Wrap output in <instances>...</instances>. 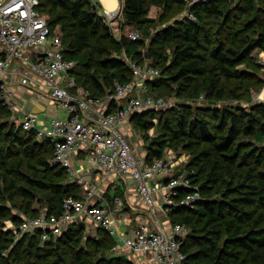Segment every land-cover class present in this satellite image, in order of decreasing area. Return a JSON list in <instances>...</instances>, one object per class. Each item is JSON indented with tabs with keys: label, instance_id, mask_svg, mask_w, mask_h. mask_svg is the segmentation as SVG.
<instances>
[{
	"label": "trees",
	"instance_id": "1",
	"mask_svg": "<svg viewBox=\"0 0 264 264\" xmlns=\"http://www.w3.org/2000/svg\"><path fill=\"white\" fill-rule=\"evenodd\" d=\"M244 1L246 6L241 10L249 14L250 19L240 30H228L234 47H227L226 42L211 47L209 32L204 30L207 17L225 19L219 31L227 26L232 28L237 20L229 14L230 4L227 0H200L191 6L194 18L155 37L157 44L173 41L172 58L159 48L150 50V57L158 67L165 64L172 81L187 87L183 91L193 84L197 91L200 85H205L208 99H222L224 92L218 88L220 80L214 78L216 74L226 80L247 81L253 72L239 69L238 65L261 67L252 52L256 48L264 52V14L259 5L264 0ZM146 3L147 0H123L125 22L129 25L151 23L153 19L147 17ZM47 5L51 6L53 15L49 22L52 32H56L55 27L60 24L65 58L76 64L73 75L78 85L90 91L93 99L106 98L107 90L115 81L133 80L131 67L117 53L125 50L128 58L144 64L143 53L126 39L111 37L100 4L94 0H44L40 11ZM248 30L256 34L251 38L240 34ZM104 40L115 48V55L106 54L108 50L100 43ZM92 46L94 50L84 52L86 47ZM99 68L106 72L92 73ZM199 79L203 82L198 85ZM151 83L150 79V95ZM185 110L191 116L190 110ZM165 113L161 112L160 125L165 142L185 143V148L192 151L191 163L197 168L191 175L192 181L204 197L194 208H177L168 215L170 223H183L190 228L183 247L188 254L187 263L264 264V103H255L249 109L239 107L219 115L215 113L219 121L216 126L200 114L193 119L187 115L176 119ZM0 115L8 117L9 113L0 106ZM156 115V110H148L133 116L131 122L148 130ZM15 125L6 132L0 125V264H133L127 257L114 254L117 242L108 231L97 228L96 235L87 234L84 222L70 224L59 236L45 242L40 229L18 239L12 231L3 230L6 219H12L19 226L26 218L36 217L40 209L37 203L45 204L40 205L50 214H60L66 197H82L77 193L80 186L69 180L66 170L52 164L53 144L49 140L38 141L34 132H25ZM241 135L252 138L250 146L255 150L242 151L238 143ZM165 148L162 142L149 147L147 160L163 157ZM23 168L33 175L22 174ZM41 172L44 173L42 178L39 177ZM13 174L25 176V185H20ZM41 191L49 195L39 197ZM6 192H9L7 196ZM115 195L129 206L122 191L117 189ZM17 198L22 200L21 204ZM192 246H196V250L191 251ZM3 252L8 254L2 255Z\"/></svg>",
	"mask_w": 264,
	"mask_h": 264
},
{
	"label": "built area",
	"instance_id": "2",
	"mask_svg": "<svg viewBox=\"0 0 264 264\" xmlns=\"http://www.w3.org/2000/svg\"><path fill=\"white\" fill-rule=\"evenodd\" d=\"M43 1L0 0V106L12 117L19 108L17 86L24 85L33 94L36 87L41 89L43 85L36 81L33 87L32 73L45 80L50 97L58 108L66 111V116H52L43 126L35 113H23L16 121H10L25 132H34L38 141L49 140L53 144L52 164L64 168L83 195L66 197L60 214H50L38 206L36 217L26 218L19 226L11 219L3 230L12 231L18 239L40 229L45 242L59 236L70 224L90 218L97 228L118 239L114 251L154 252L159 264H188L183 247L190 228L183 223H166L164 215L177 208H194L203 200L199 186L192 181L195 171L181 169L173 156L149 162L147 156L134 150L125 131L133 116L164 106L162 99L148 93V81L158 77L159 70L124 58L134 78L128 83L115 81L106 94L109 107L99 110L96 104L100 100L93 99L89 90L78 85L73 75L75 62L65 58L62 38L52 32L49 21L41 14ZM120 13L118 8L103 14L107 23H111ZM131 38L137 40L138 33H132ZM14 62L28 65L30 73L19 79L8 78ZM80 152L85 154L82 159ZM89 170L96 172L85 178ZM124 177L135 181L138 196L150 209L137 222L131 238H126L127 232L122 228L134 225L124 199L117 195L108 198L102 191L109 181L115 183ZM128 207L132 209L130 204Z\"/></svg>",
	"mask_w": 264,
	"mask_h": 264
},
{
	"label": "rangeland",
	"instance_id": "3",
	"mask_svg": "<svg viewBox=\"0 0 264 264\" xmlns=\"http://www.w3.org/2000/svg\"><path fill=\"white\" fill-rule=\"evenodd\" d=\"M200 1V0H147L146 8H147V17L153 19L151 23H141L140 25H129L125 22L124 17L122 16V8H123V0H121V13L116 16V18L111 22L108 23L109 25V32L111 37L117 40L126 39L127 43H131L136 46L138 51L143 53V57L141 60L144 61V64L153 65L158 69L160 75L152 80V92L151 95L157 99H162L164 102V106L156 110L157 115L155 118H152L153 126L150 127L148 130L137 127L133 122H130L129 129L127 131L134 150L139 154L147 156L148 149L151 146H157L159 142L165 144L164 150V157L173 156L176 163L181 167L183 170H197L195 166L192 165L191 160L193 157L192 151L188 148H185L184 144H179L172 142L171 145L165 142L164 135L161 133L160 125H161V112H166V116L171 118L178 119L180 116L187 115L189 116L190 113L185 110L188 108L191 112L190 118H194L197 114L204 116L208 120H210L213 126L219 124L217 115L225 112V111H234L239 107L249 109L255 103H264V52L258 48L254 49L252 55L255 56V60L257 63L261 65L260 68L248 67L245 64L238 65L237 68L239 69H249L253 72L250 80L244 79H232L226 80L221 75H215L214 78H218L220 80L218 88H221L224 92V97L222 99H216L207 97L206 87L205 85H200V89L197 91L195 90V84L188 87L187 91H183L184 87L187 88L184 84L173 82L171 76L168 74V71L165 69V64L163 67H158L156 63H154L153 59L150 57V50L153 48H159L163 54H166L169 59L172 58V51L174 48L173 41H168L164 44H157L155 41V37L157 34L164 32L169 28H175L176 26H180V24L184 21H187L189 18L192 19L193 14L191 13V6L193 3ZM210 0H203V2H208ZM230 4L232 10L229 14L237 20V23L232 25V28L228 29L225 27L221 31H219V26L225 23V19L220 18H213L207 17L205 18L204 30H208L209 36L211 38L210 46L213 47L218 45L221 42H226L227 47H234V44L230 41L232 35L228 32L238 31L244 23L250 19L249 14H243L242 7L246 6L244 0H227ZM260 6L263 8L264 14V3H260ZM102 11V10H101ZM234 12V13H233ZM41 14L47 18L50 22L51 18H53L51 12V6L47 5L41 8ZM226 15H228L226 13ZM57 35H59L63 39L62 28L60 24H57L55 27ZM137 32L138 38L137 40H133L131 38V34ZM103 33V30H102ZM203 34V33H202ZM240 34H246L249 38L253 37L256 32L254 31H240ZM230 35V36H229ZM203 36V35H202ZM92 40L91 42H93ZM99 42V40H98ZM67 43V41H66ZM104 48L108 51L109 57L115 55V48L108 44V41L100 42ZM94 44V43H90ZM95 46V45H94ZM94 46L86 47L85 51L94 50ZM112 48V49H111ZM146 53V54H145ZM118 56L127 58L125 54V50L117 53ZM153 67V68H154ZM98 70V71H97ZM93 69V74H100L106 72V70L99 68ZM85 81V75H82ZM203 81L199 79V84ZM84 83V82H83ZM86 86L91 87V84H87ZM196 93H195V92ZM98 96H100V93ZM106 98L103 97L101 100H105ZM63 114H56L52 116H60L65 117L66 111L61 109ZM15 125L14 122L10 121V116L0 115V125L2 131L6 132L11 125ZM16 126V125H15ZM229 126L225 129L226 132L228 131ZM238 143L242 146V151H251L255 150L250 146L253 143L252 138L248 136L241 135L238 138ZM22 174L32 176L33 173L30 172L28 169L23 168ZM46 176H50L47 174ZM13 177L18 179V183L20 185H25V176L13 174ZM39 177H44V173H40ZM69 177V176H68ZM12 178V177H11ZM48 178V177H46ZM66 178L63 179L65 181ZM77 193L81 196L83 195L82 189H79ZM9 192H6L7 196ZM49 194L46 192H38L39 197H46ZM19 203H22V200L17 198ZM7 204H11L9 201H5ZM42 203V202H41ZM41 203H37V206H41ZM43 204V203H42ZM12 205V204H11ZM45 205V204H43ZM25 210V209H24ZM23 212V211H22ZM128 213V212H127ZM150 213V209L148 207L139 208L133 210V212H129L127 215L130 217V220L134 222H138L142 218H145V215ZM170 213V212H169ZM166 216V215H164ZM169 219V218H168ZM167 219V220H168ZM11 219H6L4 221V226L10 225ZM169 221V220H168ZM86 226L89 224L84 222ZM89 227V226H88ZM96 227V226H95ZM97 228V227H96ZM97 232V229H96ZM89 234V233H88ZM95 250V249H91ZM196 250V246L191 247V251ZM115 254V253H114Z\"/></svg>",
	"mask_w": 264,
	"mask_h": 264
},
{
	"label": "crops",
	"instance_id": "4",
	"mask_svg": "<svg viewBox=\"0 0 264 264\" xmlns=\"http://www.w3.org/2000/svg\"><path fill=\"white\" fill-rule=\"evenodd\" d=\"M101 6V12H105L106 10L116 11L118 8H121V0H94ZM30 73L29 66L28 65H22L20 62H14L10 66V69L8 70L7 77L8 78H15L19 79L24 74ZM32 77L34 78L32 81L33 87H36L37 83H40L43 85L41 89H38V87L35 88L36 93H30L28 91V87H25L24 85H18L16 89V100L18 103V112L16 114L12 113V117L10 116V119L13 121L17 120V117L19 115H22L23 113H35L39 117V123L40 126H43L49 122V119L52 117V115L56 114H63L60 108L57 107L55 102L52 100L49 94V89L46 87L45 80L40 77L39 75L33 74ZM99 108V110L103 108H108L110 105V102L105 100H100L98 104H96ZM131 123H129L126 126V132L129 129ZM84 153L80 152L79 157L82 159L84 157ZM142 155V154H141ZM95 170H89L84 174L85 178H91L95 174ZM102 188V191L105 192V196H113L116 194V190L119 189L124 193V196L127 200V202L132 206V209L126 208V212H133L136 207L143 208L146 207V205L143 203L142 199L137 194V188L136 183L133 181L130 177H124L115 183L109 181L107 184H105ZM117 187V188H116ZM116 189V190H115ZM97 201V199H95ZM127 213V214H128ZM168 216H164V222H168ZM82 222L88 223L89 227L86 226L87 234L96 235V225L93 221H91L90 218L83 219ZM86 225V224H85ZM138 223L135 222L132 227L128 226H122L123 230H126L127 235L126 238H131L134 236V229L137 227ZM96 226V227H95ZM114 240L117 242L118 239L114 238ZM116 256H125L127 257L133 264H159L155 259L154 252H132L127 249H122L119 251H113Z\"/></svg>",
	"mask_w": 264,
	"mask_h": 264
}]
</instances>
